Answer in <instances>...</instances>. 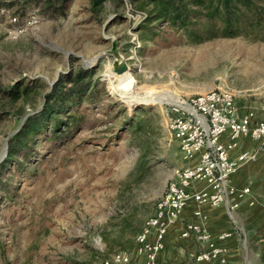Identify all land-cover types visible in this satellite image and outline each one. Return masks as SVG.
<instances>
[{
  "label": "rangeland",
  "instance_id": "rangeland-1",
  "mask_svg": "<svg viewBox=\"0 0 264 264\" xmlns=\"http://www.w3.org/2000/svg\"><path fill=\"white\" fill-rule=\"evenodd\" d=\"M140 3L103 0L93 11L89 0H70L62 14L39 12L17 37L7 32L12 9L0 5V162L8 137L55 80L79 68L100 79L73 108L71 132L39 138L36 163L1 176L0 264H101L131 250L181 163L166 128L170 109L222 81L240 100L264 98L263 15L240 12L235 35L194 39L165 21L145 26ZM126 71L135 78L132 103L108 79ZM10 85L21 86L16 100Z\"/></svg>",
  "mask_w": 264,
  "mask_h": 264
},
{
  "label": "built area",
  "instance_id": "built-area-1",
  "mask_svg": "<svg viewBox=\"0 0 264 264\" xmlns=\"http://www.w3.org/2000/svg\"><path fill=\"white\" fill-rule=\"evenodd\" d=\"M40 18L38 8H31L22 21L11 15L8 35L17 37L36 25ZM238 95L239 90L222 81L207 91L182 99L170 109L166 128L177 143L182 163L173 168L172 178L153 213L145 218L136 234L135 246L112 253L101 264H159L158 255L164 248L165 235L190 200L196 205L194 215L202 218V206H217L231 194L236 199L249 193L247 186L241 189L231 186L230 176L244 162L254 159L256 152L243 151L232 157L230 150L241 136L264 143V118L257 117L253 110L240 113ZM225 133L229 139L226 143L221 139ZM197 183L203 186L197 188ZM237 204L234 201L231 206ZM190 235L205 246L193 254L195 262L225 261V248L216 244L202 223L187 222L181 236ZM227 235L221 233L218 237Z\"/></svg>",
  "mask_w": 264,
  "mask_h": 264
},
{
  "label": "trees",
  "instance_id": "trees-1",
  "mask_svg": "<svg viewBox=\"0 0 264 264\" xmlns=\"http://www.w3.org/2000/svg\"><path fill=\"white\" fill-rule=\"evenodd\" d=\"M69 1L0 0V5L8 7V10L12 9V15H16L19 21H22L32 8L29 5L33 3L41 4L40 13L56 16L65 11ZM89 1L91 10L97 11L103 0ZM140 1L141 8L138 11L143 14L141 22L145 26L154 21H165L188 33L194 39L209 38L215 35H235L241 26L240 12H254L257 17L264 16V3L258 2L261 0ZM147 5L149 6L146 11L144 6ZM94 73L93 69L79 68L74 70L71 76L61 77L49 86L48 91L43 95L40 108L28 113L19 127L8 137L7 153L0 162V179L7 169L23 170L36 163L40 153L36 151L34 143H37L39 138L56 139L71 132L70 125H75L73 108L82 103L85 98H89L91 90L100 83L99 76ZM20 87L10 85L6 91L12 99L16 100L22 93ZM23 89L27 90L26 86ZM61 125L63 129L60 128ZM0 186L5 189L1 181ZM0 249L3 250L2 240H0ZM110 255L103 260L109 258Z\"/></svg>",
  "mask_w": 264,
  "mask_h": 264
},
{
  "label": "crops",
  "instance_id": "crops-1",
  "mask_svg": "<svg viewBox=\"0 0 264 264\" xmlns=\"http://www.w3.org/2000/svg\"><path fill=\"white\" fill-rule=\"evenodd\" d=\"M236 101L240 113L253 110L257 117L264 118V98L261 101H244L236 97ZM221 139L228 142L227 133ZM243 151L256 152V157L244 162L230 176V185L238 189L247 186L249 193L236 199L231 194L217 206H202V218L194 215L196 205L190 200L165 235L164 248L158 255L159 264H264V143L250 136H241L237 145L231 148L230 155L236 157ZM196 186L201 188L203 184L197 183ZM234 201L238 204L232 207ZM187 222L202 223L216 244L225 248V261L193 260V254L205 246L194 235L181 236ZM221 233L228 235L219 238Z\"/></svg>",
  "mask_w": 264,
  "mask_h": 264
},
{
  "label": "bare ground",
  "instance_id": "bare-ground-1",
  "mask_svg": "<svg viewBox=\"0 0 264 264\" xmlns=\"http://www.w3.org/2000/svg\"><path fill=\"white\" fill-rule=\"evenodd\" d=\"M108 75L110 88L119 98L126 101L127 103H132L135 101V99L132 97L133 95L130 94L129 91V88L135 82V78L129 71H126L124 74H122L121 77L117 79V81L111 78L112 75L110 73Z\"/></svg>",
  "mask_w": 264,
  "mask_h": 264
},
{
  "label": "water",
  "instance_id": "water-1",
  "mask_svg": "<svg viewBox=\"0 0 264 264\" xmlns=\"http://www.w3.org/2000/svg\"><path fill=\"white\" fill-rule=\"evenodd\" d=\"M126 68H127L126 65L123 64L121 67L116 68V70H117L118 72H121V71L125 70Z\"/></svg>",
  "mask_w": 264,
  "mask_h": 264
}]
</instances>
